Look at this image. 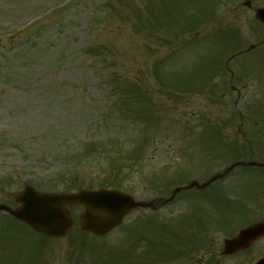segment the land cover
Wrapping results in <instances>:
<instances>
[{"label":"rangeland","instance_id":"1","mask_svg":"<svg viewBox=\"0 0 264 264\" xmlns=\"http://www.w3.org/2000/svg\"><path fill=\"white\" fill-rule=\"evenodd\" d=\"M60 1L0 0V203H6L8 193L25 184L38 185L44 191L56 190L62 186L64 175L75 178L82 188L103 186L107 162L97 157L83 158L81 153L86 143L111 144L108 140L117 142L120 151L141 150L137 169L136 162L127 172L115 156L113 167L122 166L115 177L124 182L125 192L137 200H148L170 189L163 193L152 190L151 182L162 168L181 165L175 174L168 172L169 177H178L176 180L201 175L203 158L222 152L220 144H197L202 123L214 126L221 122L216 127H224L222 123L230 119V113L238 110L248 114L245 104L264 106V45L231 60L228 68L233 77L229 80L224 70L227 54L222 56L217 48L211 53L199 52L194 44H182L185 48L179 51L181 39L188 40L189 34L179 31L174 36V17H169L166 24L154 23L152 6L157 0H76L65 12L47 17L54 3ZM189 1L182 7L185 12L189 7L195 12L212 9V16L202 17H211L206 22L192 21L191 28H196L198 40L204 39L203 43L211 44L214 34H229L230 30L237 32L238 48L242 50L264 38V26L256 25L253 11L243 6L245 0ZM162 2L172 14V0ZM251 5L264 6V0H251ZM176 17L183 20L184 15ZM39 18L43 21L28 31V26ZM176 52V60L171 58L164 65L167 71L159 72V78L153 76V66ZM212 54H216L215 59H211ZM207 62L215 72L210 84H217L209 86L206 93L200 95L204 87L198 90L193 85L187 90L174 81L193 77L187 73ZM124 82L152 94L159 121L157 114L154 121L142 116L125 117L122 122L119 116L111 118L121 92L127 89ZM231 86L240 91L237 110L233 107L238 94L231 91ZM260 115L257 113L252 120L257 121ZM234 121L237 125L238 120ZM234 132L236 128L227 134L234 137ZM182 143L183 147L186 144L184 149ZM199 146L201 150L196 151ZM111 150V146L103 148ZM224 152L227 154L228 148ZM195 153L197 160L193 159ZM167 215L165 211L152 217L162 219ZM141 217L148 218L145 213ZM136 220V214L129 215L104 239L79 236L75 225L64 239L42 241L21 225L9 223L11 229L4 230L5 219L0 217V264H103L105 256L113 259L120 255L119 250L131 247L136 240L131 230ZM202 238L211 243L207 253L200 249L183 258L170 254L161 258L157 254L154 264H247L262 257L255 248L264 252L262 241L245 254L224 258L220 255L224 237ZM40 243L44 244L40 253L43 256L36 257ZM143 247L135 246L134 254Z\"/></svg>","mask_w":264,"mask_h":264},{"label":"water","instance_id":"2","mask_svg":"<svg viewBox=\"0 0 264 264\" xmlns=\"http://www.w3.org/2000/svg\"><path fill=\"white\" fill-rule=\"evenodd\" d=\"M255 18L264 23V8L256 10ZM206 185L207 183L203 187ZM14 196L19 205L17 209L10 210L4 206H0V209L8 211L35 230L53 237L64 236L72 227L67 206L80 204L83 207L80 215L81 228L98 236L119 225L126 213L138 207L132 198L116 191L81 190L75 194H46L25 186L22 192ZM263 227L264 224L249 227L233 240L225 241L224 254H231L243 245L246 247L262 234ZM258 264H264V260Z\"/></svg>","mask_w":264,"mask_h":264},{"label":"flooded vegetation","instance_id":"3","mask_svg":"<svg viewBox=\"0 0 264 264\" xmlns=\"http://www.w3.org/2000/svg\"><path fill=\"white\" fill-rule=\"evenodd\" d=\"M241 142L245 143L248 153L233 154L232 165L255 163L252 167L242 169L236 166L226 173L216 172L222 176L206 189L198 191L192 188L182 192V200L198 210L197 217L204 236L230 238L243 227L264 221V166H260L264 164V138H242ZM255 145L260 146L256 153ZM218 157L215 162H220ZM213 175H202L200 178L204 179L197 181L201 183ZM160 200L159 203L162 202Z\"/></svg>","mask_w":264,"mask_h":264}]
</instances>
